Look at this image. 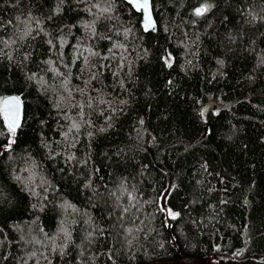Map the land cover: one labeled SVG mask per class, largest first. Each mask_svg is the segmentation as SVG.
<instances>
[{
    "label": "trees",
    "instance_id": "16d2710c",
    "mask_svg": "<svg viewBox=\"0 0 264 264\" xmlns=\"http://www.w3.org/2000/svg\"><path fill=\"white\" fill-rule=\"evenodd\" d=\"M151 3L0 0V264H264V0Z\"/></svg>",
    "mask_w": 264,
    "mask_h": 264
},
{
    "label": "snow or ice",
    "instance_id": "6c2138e0",
    "mask_svg": "<svg viewBox=\"0 0 264 264\" xmlns=\"http://www.w3.org/2000/svg\"><path fill=\"white\" fill-rule=\"evenodd\" d=\"M130 3H133L134 0H129ZM96 6V5H94ZM136 8L138 10H141L144 13V19H145V30H148L150 27L154 28V25L152 24L151 21V16L149 14V5H148V0H143V3H137L135 4ZM210 5H204L201 7H198L195 9V15L196 16H202L204 15L207 11L210 10ZM110 9H103V11L107 12ZM0 113L3 114V118L7 124L8 130L11 133V136L13 139H9L8 141V146L9 148L13 143H15L14 137L16 136V129L20 126L19 125V98H12L10 100L4 101V107L0 109ZM73 127H77V125H73ZM169 215L171 218L175 219L178 213H173L169 211Z\"/></svg>",
    "mask_w": 264,
    "mask_h": 264
},
{
    "label": "water",
    "instance_id": "95a60500",
    "mask_svg": "<svg viewBox=\"0 0 264 264\" xmlns=\"http://www.w3.org/2000/svg\"><path fill=\"white\" fill-rule=\"evenodd\" d=\"M123 1H125L126 3H128L133 8V10L135 12H137V13L140 14V16H141L140 27H141V29H142L143 32H148V31L155 32L156 31V21H155V18H154V15H153V11H152V3H151V0H148V5H149L148 10H149V14L151 16V21H152V24L154 25V28L153 27H150L148 30H145V27H144V24H145L144 13L141 10H138L136 8V6H135V4H137V3H143V0H134L133 3H130L129 0H123ZM14 97L19 98L16 95H7V96L3 97L1 99V101H0V109H2L4 107V101L10 100V99H12ZM2 117H3V114H2ZM21 119H22V103H21V99L19 98V124L21 122ZM204 119H205V117L203 116L202 117V121L203 122L205 121ZM3 120H4V118H3ZM4 122H5V120H4ZM218 258H221V257L219 256Z\"/></svg>",
    "mask_w": 264,
    "mask_h": 264
},
{
    "label": "rangeland",
    "instance_id": "374dc122",
    "mask_svg": "<svg viewBox=\"0 0 264 264\" xmlns=\"http://www.w3.org/2000/svg\"><path fill=\"white\" fill-rule=\"evenodd\" d=\"M168 190H169L168 187L165 188V189L163 190V192L161 193L160 197H159V206H160V208L162 209L163 214H164V217H165V219H167V221L171 218V216L169 215V211H171V212H173V213H176L175 211L171 210V209L166 205V195H167ZM214 256H215V257H214L213 261H212V259H211V262H212L213 264H215V263H220L219 259H217L218 257H216V256H217L216 253H215ZM235 256H236V255H235ZM220 264H224V263L221 262Z\"/></svg>",
    "mask_w": 264,
    "mask_h": 264
}]
</instances>
